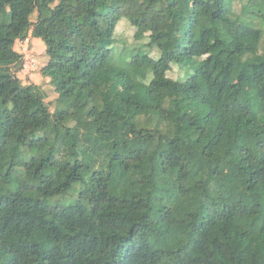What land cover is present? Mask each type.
<instances>
[{"label":"trees","instance_id":"1","mask_svg":"<svg viewBox=\"0 0 264 264\" xmlns=\"http://www.w3.org/2000/svg\"><path fill=\"white\" fill-rule=\"evenodd\" d=\"M0 264H264V0H0Z\"/></svg>","mask_w":264,"mask_h":264},{"label":"rangeland","instance_id":"2","mask_svg":"<svg viewBox=\"0 0 264 264\" xmlns=\"http://www.w3.org/2000/svg\"><path fill=\"white\" fill-rule=\"evenodd\" d=\"M32 19H35V15L32 17ZM122 20V21H121ZM120 22L118 23V25L116 26L115 29V39L117 41V45L121 48L124 47L128 57L129 52L132 51V49L137 46L139 44V42L145 41L146 36L149 34V30L147 28H140L137 29L133 26H131L126 19H121ZM124 20V21H123ZM140 37V41H137L136 38ZM116 44V43H115ZM23 46L26 47V45L24 43L20 44V42L16 45V49L17 50H21L23 49ZM42 46L43 42H42ZM32 53L34 54V56L37 58V62L38 65L44 60L46 59L44 53H43V47H41L40 49H34L31 48ZM152 57L157 58L159 56V51L155 48H152L150 50L149 53ZM136 71L141 72L142 70L140 69H136ZM191 71V69H190ZM186 72V71H185ZM37 72H33L30 75H28L27 77H29L28 81H32L33 83L36 84H41L38 83L40 80H38V78L36 77ZM35 74V75H34ZM168 75L172 78H176V79H185V74L184 71L182 69L179 68V66L175 63H173L171 65V69L168 71ZM22 81L25 83L27 82L26 78L22 76ZM45 86V84H44ZM40 88H43V86H39ZM48 87H50L48 84H46V86L43 89H48ZM52 99L54 98V96L51 97ZM57 199H54V201ZM67 200L70 199H66L65 201L67 202Z\"/></svg>","mask_w":264,"mask_h":264},{"label":"built area","instance_id":"3","mask_svg":"<svg viewBox=\"0 0 264 264\" xmlns=\"http://www.w3.org/2000/svg\"><path fill=\"white\" fill-rule=\"evenodd\" d=\"M26 39L20 41V44H25ZM20 56H21V63L18 69V72L27 77L33 72L38 71V62L37 58L34 56V54L28 49V47H24L21 50H16ZM29 78V77H27Z\"/></svg>","mask_w":264,"mask_h":264},{"label":"crops","instance_id":"4","mask_svg":"<svg viewBox=\"0 0 264 264\" xmlns=\"http://www.w3.org/2000/svg\"><path fill=\"white\" fill-rule=\"evenodd\" d=\"M31 32V31H30ZM17 45V44H16ZM16 45H15V50H17L16 49ZM25 45H26V47H28V49L31 51V48H33V50L36 48V49H40L41 47H43V53L45 52V48H44V46H42V41H41V39H39V38H34V37H32L31 35H30V33H29V35L27 36V38H26V42H25ZM44 45V44H43ZM43 62V61H42ZM41 62V63H42ZM36 74V77L38 78V80H40L38 83H41V84H36V83H34V84H36V85H38V86H43V88L46 86V84H48V79H45V78H43L42 77V75L40 74V72L39 71H37V73H35ZM34 74V75H35ZM19 76L22 78V76L23 75H21L20 73H19ZM23 77H25V76H23ZM26 78V77H25ZM29 80V79H28ZM44 84H45V86H44Z\"/></svg>","mask_w":264,"mask_h":264}]
</instances>
